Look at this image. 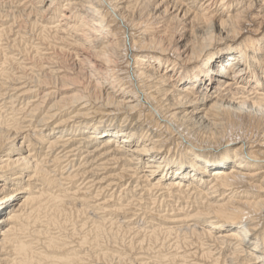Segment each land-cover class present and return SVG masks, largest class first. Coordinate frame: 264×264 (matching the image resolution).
Wrapping results in <instances>:
<instances>
[{"label": "bare ground", "instance_id": "bare-ground-1", "mask_svg": "<svg viewBox=\"0 0 264 264\" xmlns=\"http://www.w3.org/2000/svg\"><path fill=\"white\" fill-rule=\"evenodd\" d=\"M0 264H264V0H0Z\"/></svg>", "mask_w": 264, "mask_h": 264}]
</instances>
